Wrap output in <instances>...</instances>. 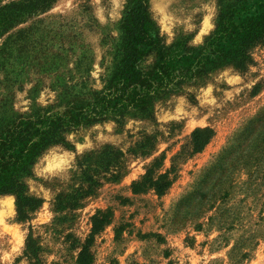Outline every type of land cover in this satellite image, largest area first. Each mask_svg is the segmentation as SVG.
I'll list each match as a JSON object with an SVG mask.
<instances>
[{"label":"rangeland","instance_id":"374dc122","mask_svg":"<svg viewBox=\"0 0 264 264\" xmlns=\"http://www.w3.org/2000/svg\"><path fill=\"white\" fill-rule=\"evenodd\" d=\"M35 1L0 0V133L102 90L120 60L130 0ZM216 10L217 0H147L144 28L167 46H198ZM255 60L248 74L223 68L156 98L153 120L96 121L46 147L25 178L41 200L29 218L0 194V264H78L88 238L89 264H264V121L254 120L264 109V49ZM204 127L214 134L192 153L190 134ZM161 155L155 173L168 171L171 185L158 196L134 184Z\"/></svg>","mask_w":264,"mask_h":264},{"label":"trees","instance_id":"16d2710c","mask_svg":"<svg viewBox=\"0 0 264 264\" xmlns=\"http://www.w3.org/2000/svg\"><path fill=\"white\" fill-rule=\"evenodd\" d=\"M56 0H36L31 5L49 8ZM125 16L120 60L111 70L110 78L100 91L75 99L74 105L43 113L17 117L0 133V194H13L20 220H27L41 200L26 193L25 178L43 150L53 144L66 143L64 134L96 121L114 119L124 121L127 116L154 119L153 102L165 94H182L187 88L198 86L211 75L230 67L240 74H248L256 65L255 53L264 49V0H217L213 29L198 46L173 43L169 46L157 35L144 28L147 0H130ZM153 60L146 63L148 55ZM255 84L250 94L258 93ZM264 121V109L254 119ZM210 127L196 128L190 134L192 153L199 152L213 136ZM263 136L259 139H263ZM258 137L254 136L256 140ZM255 140H251L253 143ZM234 147L229 148L235 154ZM260 143L248 149L249 155L261 151ZM232 156V155H231ZM160 158L147 169L140 182L156 195H162L171 185L168 171L155 173ZM93 226L90 237H93ZM91 238L80 250L78 264H89ZM32 231L26 237L23 254L30 260L36 257Z\"/></svg>","mask_w":264,"mask_h":264}]
</instances>
